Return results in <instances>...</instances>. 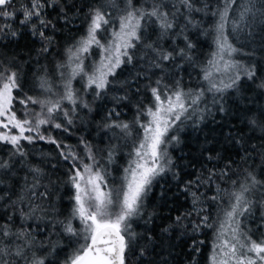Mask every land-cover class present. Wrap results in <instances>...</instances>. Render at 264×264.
<instances>
[{
	"label": "trees",
	"instance_id": "obj_1",
	"mask_svg": "<svg viewBox=\"0 0 264 264\" xmlns=\"http://www.w3.org/2000/svg\"><path fill=\"white\" fill-rule=\"evenodd\" d=\"M255 2L257 6L264 4V0ZM30 3L31 0H13L16 16L11 21V27L18 35L14 38L0 35V61L18 71L21 88L14 91V96L58 99L64 90L67 70L57 66L67 62V49L86 34V16L90 7L103 5L112 14L115 25L126 9L127 0H58L50 7L46 6L44 18L55 25L54 28L44 29L51 42L33 36L30 24L19 23L22 9ZM132 3L148 9L154 0H132ZM161 3L167 5L166 10L169 11H175L173 4L179 6L178 0H161ZM193 3L201 9L191 12L193 23L187 24L185 16L188 13L181 7L178 27L174 30L176 34L169 33L159 41L167 51L185 48L190 41L195 45L191 50L185 49L191 56L190 60L177 55L175 60L159 61L161 67H155L158 62L155 54L138 45L131 50L132 62L116 69L115 76L108 78L111 83L100 97H95L91 89L86 91L85 81L79 76L72 81L73 89L89 104V108L77 106L71 113L72 106L63 102V107L70 111L72 124L57 113L54 123H61L62 128L57 129L52 124L40 128L45 137H52L62 148L68 146L81 157L85 156L84 143L91 145L100 163L110 173V187L120 184L123 169L131 158L130 153L143 135L136 121L147 119L139 112L154 103L150 88L157 86L156 81L161 80V87H174L179 81L186 91L207 88L201 69L214 51V33L209 29L214 26L217 17L212 13L223 8L224 0H193ZM233 9L229 13L230 19H236L239 14L236 6ZM4 22L0 20V24ZM37 27L40 26L37 24ZM110 31L100 34L102 43L109 39ZM226 31L234 46L241 49L233 59L254 66L255 79L242 78L236 89L229 90L222 97L206 92L199 106L201 111L189 120L177 122V126L170 130L169 137H178L166 145L168 157L173 162L171 171L153 181L144 198L143 215L131 221L130 231L135 234V239L128 251L127 264H210L218 221L223 218V209L229 205L227 197L220 201H213L211 197L216 195L217 186L229 192L238 190L248 172L260 183L245 194L251 201V207L239 217L240 227L253 240H264V130L257 128L254 131L249 123L253 119L264 122V89L258 87L264 81V19L253 22L249 30L233 33L229 24ZM248 31L253 33L251 37ZM158 32L152 20L144 25V37L148 42H156ZM44 47H47V52L42 51ZM85 56L87 70L100 60V49L95 48ZM61 71L65 72V78L61 77ZM41 79L48 81L51 92L41 89ZM13 105L17 117L25 118V106L18 101H14ZM27 109L39 112L40 106L29 104ZM110 112L113 114L109 118ZM201 116L203 119H200ZM113 121L128 123L131 135L124 136L119 129L105 127ZM25 135L35 136L36 133ZM21 143L27 156H11L13 166L7 172L0 171V224L7 223L13 230L30 231L35 237L37 254L45 258V264H63L65 258L78 247L77 239L66 234L59 223L69 218L73 204L70 199L73 189L67 183L69 163L61 157L62 149L46 139H35L31 144L27 141ZM110 150L114 162L108 164L107 153ZM10 155L11 145L0 144V160H8ZM209 156L213 159L209 160ZM85 162H89L86 157ZM229 162L232 163L228 175L221 177V171ZM33 166L43 172L36 192L47 191L46 197L37 195L30 198L28 188L33 183V174L29 168ZM210 169L216 174L208 183L201 184L199 189L192 186L185 191L188 181L197 177L207 178ZM191 191L200 194L195 204ZM21 196L24 197L23 202L19 199ZM37 206L38 210L31 215V208ZM21 209L31 218L23 219ZM204 215L209 217L213 227L194 230V224L199 223ZM178 216L181 217L179 223L176 220ZM72 223L76 228L81 227L78 220Z\"/></svg>",
	"mask_w": 264,
	"mask_h": 264
},
{
	"label": "snow or ice",
	"instance_id": "obj_2",
	"mask_svg": "<svg viewBox=\"0 0 264 264\" xmlns=\"http://www.w3.org/2000/svg\"><path fill=\"white\" fill-rule=\"evenodd\" d=\"M57 2L58 0L50 2L31 0L30 6L22 9V19L19 23L30 24L33 36L51 42V37L45 35L44 29L54 28L55 25L51 20L44 18V9ZM178 5L173 4L172 8L175 11H169L161 0H154L153 5L145 9L136 7L132 0H127L126 9L119 15L115 25L112 14L106 11L103 5L90 7L86 16V34L67 49V62L57 66L58 69L67 70L66 78L65 72H60L65 82L63 93L58 99L41 100L27 95L24 98L14 96V91L21 88L18 71L0 61V144L11 145L10 158L0 160V171L7 172L13 166L11 156H27L22 141L31 144L35 139H46L47 142L55 144L58 149H62L60 155L63 160L69 163L67 183L73 189L70 197L73 204L69 218L59 223L66 234L77 239L78 247L65 258L63 264H127L128 251L135 239V234L130 231L131 221L143 215L144 198L151 190L153 181L166 171H171L170 166L173 162L168 157L166 145L178 137L175 135L169 137L170 130L177 126V122L189 120L201 111L199 106L206 92L212 93L214 97L216 94L222 97L229 90L236 89L242 78L255 79L254 66H247L233 59L234 54L241 49L230 41L226 29L229 24L233 33L251 29L253 22L264 19V11H261L264 4L257 6L255 0H240L239 3L238 0H224L223 8L212 13L217 17L214 26L209 29L214 33V51L210 53L201 69L202 79L207 83V88L186 91L179 81H176L174 87L169 85L161 87V80L156 81L157 86L150 88L154 103L139 112V115L147 119L144 122L136 121L143 130V135L130 153L131 158L123 169L118 186H109L110 173L100 163L97 154L87 142L84 143L85 156L81 157L70 147L62 148L57 140L40 133L42 125L52 124L57 129L63 127L61 123H54L57 113L66 118L68 124H72L70 111L63 107V102L72 106L71 113L75 112L77 106L89 108V104L73 89L74 79L79 76L85 81V90L91 89L95 97H100L107 90L111 83L108 78L115 76L116 69L132 62L131 50L136 49L138 45L150 49L155 54L158 61L155 67H161L159 61L175 60L177 55L190 60L191 56L185 50L195 48L190 41L186 43L185 48L172 51L163 49L159 43L169 33L176 34L174 30L178 27L177 20L181 7L188 13L185 16L187 24L193 23L190 18L191 12L201 11L195 7L193 0H178ZM233 6L239 9L236 19H230L229 16L234 10ZM15 16L13 0H0V20L5 21L0 24V35L13 38L18 35L11 27V21L15 20ZM149 20H152L159 29L156 42H148L144 37V25ZM109 29L110 37L102 43L103 37L100 34L108 32ZM252 35L253 33L248 31V36ZM184 38L187 41V37ZM93 47L100 49L101 58L86 70L85 54L90 55ZM42 51L47 52V47ZM40 87L46 92H51L46 79H41ZM258 87L264 89V81ZM14 101L25 106V118L17 117ZM29 104L39 105L40 111L28 110ZM220 110L223 111V107ZM112 114L108 113L109 118ZM249 123L254 131L257 128L264 130V122L253 119ZM105 127L119 129L124 136L131 135L128 123L113 121L107 123ZM64 130L67 131L66 128ZM85 157L89 162H85ZM208 159L211 160L213 157L209 156ZM113 162V152L110 150L107 153V163ZM231 163L229 162L225 170L221 171V177L228 175ZM29 171L33 174V183L28 188L30 198L37 195L46 197L47 191L36 192L40 187L42 169L33 166ZM215 174V171L210 169L207 178L197 177L196 180L188 181L185 184V191H189L192 186L199 189L201 184L208 183ZM232 183L235 185L236 181L233 180ZM258 183L260 181L248 172L245 182L240 184L238 190L229 192L217 186V193L211 200L220 201L227 197L229 205L223 209V218L218 221L216 242L209 258L210 264H264V240L259 242L253 240L241 230L239 220V217L247 213L251 207V201L245 194ZM190 195L193 197V204L200 199L198 191H191ZM19 199L23 202L24 197L21 196ZM38 208L39 206L31 208V215H34ZM20 212L23 219L31 218V215L24 213L22 209ZM73 220H78L81 227H74ZM176 220L179 223L181 217H176ZM201 227H213L207 215H204L199 223L194 224V230ZM35 244V237L30 231L13 230L7 223L0 224V264H45V258L37 254ZM140 254L143 255V251Z\"/></svg>",
	"mask_w": 264,
	"mask_h": 264
},
{
	"label": "rangeland",
	"instance_id": "obj_3",
	"mask_svg": "<svg viewBox=\"0 0 264 264\" xmlns=\"http://www.w3.org/2000/svg\"><path fill=\"white\" fill-rule=\"evenodd\" d=\"M93 50H95V47L92 48L91 52H92ZM158 177H159V176H158ZM158 177H157V178H158ZM157 178H156V179H157ZM154 181H155V180H154Z\"/></svg>",
	"mask_w": 264,
	"mask_h": 264
}]
</instances>
